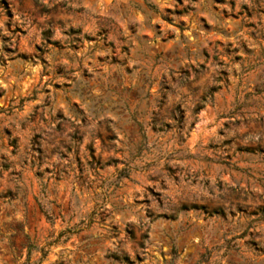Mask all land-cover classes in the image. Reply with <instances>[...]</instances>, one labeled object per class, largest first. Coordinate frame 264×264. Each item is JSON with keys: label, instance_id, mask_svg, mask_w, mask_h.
Wrapping results in <instances>:
<instances>
[{"label": "rangeland", "instance_id": "rangeland-1", "mask_svg": "<svg viewBox=\"0 0 264 264\" xmlns=\"http://www.w3.org/2000/svg\"><path fill=\"white\" fill-rule=\"evenodd\" d=\"M210 248L264 264V0H0V264Z\"/></svg>", "mask_w": 264, "mask_h": 264}, {"label": "trees", "instance_id": "trees-1", "mask_svg": "<svg viewBox=\"0 0 264 264\" xmlns=\"http://www.w3.org/2000/svg\"><path fill=\"white\" fill-rule=\"evenodd\" d=\"M224 250V254L218 258L227 256L229 251L232 250V247H225ZM217 255V248L204 249V252L201 253L198 256L197 260L194 261L192 264H217V260L215 259ZM174 257L175 253L173 252L172 258Z\"/></svg>", "mask_w": 264, "mask_h": 264}]
</instances>
